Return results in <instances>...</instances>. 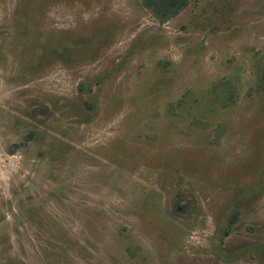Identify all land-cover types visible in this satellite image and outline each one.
Wrapping results in <instances>:
<instances>
[{
  "label": "rangeland",
  "instance_id": "rangeland-1",
  "mask_svg": "<svg viewBox=\"0 0 264 264\" xmlns=\"http://www.w3.org/2000/svg\"><path fill=\"white\" fill-rule=\"evenodd\" d=\"M0 264H264V0H0Z\"/></svg>",
  "mask_w": 264,
  "mask_h": 264
},
{
  "label": "trees",
  "instance_id": "trees-1",
  "mask_svg": "<svg viewBox=\"0 0 264 264\" xmlns=\"http://www.w3.org/2000/svg\"><path fill=\"white\" fill-rule=\"evenodd\" d=\"M143 5L149 8L152 14L158 21H163L169 16L175 14L181 7H183L188 0H140ZM176 205L179 203V199L174 202ZM236 216V210L230 214L227 219L224 233L228 231V227L234 221Z\"/></svg>",
  "mask_w": 264,
  "mask_h": 264
}]
</instances>
